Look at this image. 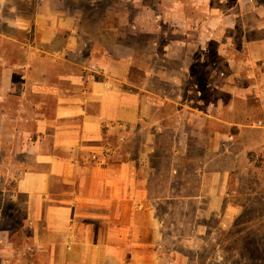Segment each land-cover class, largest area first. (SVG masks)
<instances>
[{
    "label": "crops",
    "instance_id": "1",
    "mask_svg": "<svg viewBox=\"0 0 264 264\" xmlns=\"http://www.w3.org/2000/svg\"><path fill=\"white\" fill-rule=\"evenodd\" d=\"M157 1L158 25L149 8L143 32L161 40L140 62L134 53L83 54L80 16L65 0H36L26 17L0 0V165L9 155L20 167L11 187L0 168V220L7 198L29 233L23 255L45 264H159L160 197L149 181L168 130L174 161L204 142L200 193L209 212H234L230 179L262 172L250 153L264 149V12L249 1L248 10L221 13L213 0ZM5 7L16 13L11 21ZM253 16L259 24L249 26ZM32 29V42L22 40ZM94 60L104 69L95 75L86 67Z\"/></svg>",
    "mask_w": 264,
    "mask_h": 264
},
{
    "label": "rangeland",
    "instance_id": "2",
    "mask_svg": "<svg viewBox=\"0 0 264 264\" xmlns=\"http://www.w3.org/2000/svg\"><path fill=\"white\" fill-rule=\"evenodd\" d=\"M10 1L12 7L19 9L16 13L23 17L28 15L36 2ZM248 1L252 7L255 5L254 12H264V0H224L221 3L213 0L212 4L217 13H221L228 9L248 10L251 8ZM65 3L80 16V31L86 41L83 54L93 51L94 55L97 54L96 58H99L107 51L115 57L124 58L134 53L141 62L144 54L151 51L150 41L161 40L159 35L143 32L144 19H148L144 17V12L149 8L154 11V27L158 25V19L154 16L163 9V4L157 0H65ZM245 3L246 7L243 6ZM194 7L189 3L185 10L192 12ZM8 10L6 7L5 10L2 9L3 15H8L6 19L11 21L16 13H9ZM258 24L256 17L248 18L249 26ZM4 28L0 24V30H5ZM7 32L14 31L8 28ZM21 34L22 40L25 38V41L32 42L33 29ZM249 35L253 36L251 33ZM6 49L10 56L20 53L19 48L11 44H7ZM158 50L159 48L155 49V52ZM99 63L94 60L87 63L86 67L98 69ZM133 74L135 77L140 76L141 71L135 70ZM166 137L151 157L149 181L152 191L160 197L156 205L158 217L162 221L159 264H264V168L261 173L255 171L251 176L232 177L230 185L233 188H230L234 189L235 183L238 185L236 192L230 197L231 203L240 207L231 213L225 214L223 210L212 213L208 210L206 194L200 193L208 183V179L202 176V168L205 167L203 160L207 156L204 142L201 145L199 141L200 145L197 143V146L194 144L189 147L187 159L174 161V132L168 130ZM250 158L254 165L264 166V149L252 151ZM13 159L8 155L0 165L5 175L2 180L6 181L5 186L8 187L14 184L19 175L20 167L13 163ZM1 198L0 196V205ZM230 198L226 197L225 206L226 200ZM11 212L12 206L6 198L1 213L2 221L0 220V253L7 249L12 251L13 256H0V264H45L44 259L21 253L28 247L29 233L22 227L20 216H11ZM7 233L10 243L4 241Z\"/></svg>",
    "mask_w": 264,
    "mask_h": 264
},
{
    "label": "built area",
    "instance_id": "3",
    "mask_svg": "<svg viewBox=\"0 0 264 264\" xmlns=\"http://www.w3.org/2000/svg\"><path fill=\"white\" fill-rule=\"evenodd\" d=\"M92 70V72L95 74V73H99V72H103L104 71V69H101V68H99V69H91ZM94 159H95V157H94Z\"/></svg>",
    "mask_w": 264,
    "mask_h": 264
},
{
    "label": "trees",
    "instance_id": "4",
    "mask_svg": "<svg viewBox=\"0 0 264 264\" xmlns=\"http://www.w3.org/2000/svg\"><path fill=\"white\" fill-rule=\"evenodd\" d=\"M16 215L20 216V218L22 217V213L21 212H17Z\"/></svg>",
    "mask_w": 264,
    "mask_h": 264
}]
</instances>
